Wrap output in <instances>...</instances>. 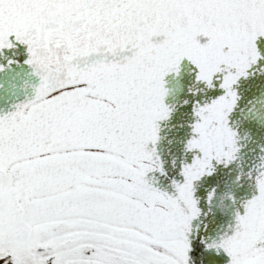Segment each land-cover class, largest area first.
<instances>
[{
    "label": "snow or ice",
    "instance_id": "obj_1",
    "mask_svg": "<svg viewBox=\"0 0 264 264\" xmlns=\"http://www.w3.org/2000/svg\"><path fill=\"white\" fill-rule=\"evenodd\" d=\"M0 264H264V0H0Z\"/></svg>",
    "mask_w": 264,
    "mask_h": 264
}]
</instances>
